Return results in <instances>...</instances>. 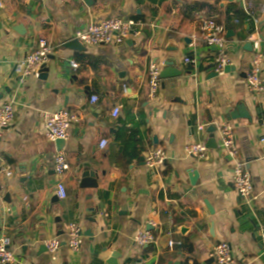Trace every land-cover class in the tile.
Wrapping results in <instances>:
<instances>
[{
	"label": "crops",
	"instance_id": "obj_1",
	"mask_svg": "<svg viewBox=\"0 0 264 264\" xmlns=\"http://www.w3.org/2000/svg\"><path fill=\"white\" fill-rule=\"evenodd\" d=\"M2 2L0 103L12 102L16 115L0 138V234L10 236L17 264H109L112 258L114 264H217L210 254L220 242L230 244L241 264H264V92L252 96L246 83L253 43L260 41L264 52V0ZM192 3L208 7L189 11ZM210 16L225 27L224 54L231 66L217 76V51L200 39V19ZM115 17L138 23L124 44L66 47L91 23ZM39 39L54 50L44 65L46 78L20 81L15 66ZM185 57L197 66L184 64ZM72 60L78 68L71 67ZM170 61L180 76L160 78L159 91L150 97V64L161 74ZM239 105L251 120L228 121L226 114ZM62 109L80 120L58 151L45 137L44 116ZM222 123L233 128L252 177L253 200L234 190L232 161L217 130V149L207 148L201 159L185 152L192 143L212 144L207 129ZM199 125H206L204 132ZM102 140H107L103 148ZM158 147L167 160L156 173L144 156ZM58 152L70 164L63 177L65 199L56 188ZM83 161L96 170L97 188L81 187ZM190 170L197 173L195 185ZM70 223L85 236L79 252L67 246ZM150 227L156 241L136 245V232ZM52 238L62 242L55 259L45 247ZM170 239L182 244L171 251Z\"/></svg>",
	"mask_w": 264,
	"mask_h": 264
},
{
	"label": "built area",
	"instance_id": "obj_2",
	"mask_svg": "<svg viewBox=\"0 0 264 264\" xmlns=\"http://www.w3.org/2000/svg\"><path fill=\"white\" fill-rule=\"evenodd\" d=\"M3 2L0 0V8ZM248 20L253 21L255 25L258 20L254 14L245 7ZM238 23L239 21L236 20ZM138 23L132 19L109 18L99 22H93L82 31L75 34L77 39L84 46L124 44L135 32ZM200 39L210 48L217 51L215 59V71L224 72L226 66L230 64L228 57L224 54L226 43L225 27L214 17H203L200 19ZM53 48L46 39H39L36 48H34L21 62L17 63L14 72L17 78L22 81L28 77H40L42 68L47 63ZM264 52L260 41L253 43V56L251 68L246 76V83L249 93L252 96H259L264 92V83L262 79ZM184 64L197 66L194 58L185 57ZM72 68H78L79 63L75 60L70 61ZM149 87L150 97H154L159 91L160 68L155 64L149 66ZM98 100L96 96L92 97V103ZM120 107H115L112 111L113 117H117ZM15 107L12 102L0 103V138L4 131L15 124ZM79 116L71 110L62 109L54 113H47L44 116V133L48 141L68 140L70 136L71 125L79 122ZM206 125H199L198 131L204 132ZM221 139L220 147L232 161V185L236 193L248 200H253L254 185L250 173L246 170L244 162L239 157V149L236 143L233 128L226 123L216 127ZM264 145V137L260 140ZM100 147L107 145V140H102ZM185 152L188 156L201 159L207 153V147L204 143H192L186 146ZM167 157L162 148H155L147 151L144 156L145 165L148 169L158 173L159 169L166 163ZM70 170V164L62 152H58L54 160V173L57 178V194L60 199L67 197V191L63 177ZM8 176L12 173L8 172ZM83 231L76 223H70L67 227V246L73 252L81 250L83 240ZM156 236L152 231L139 230L133 237V241L138 246H146L156 241ZM180 241L170 239L168 249L173 251L176 246L181 245ZM12 240L8 234H0V264H17V257L13 252ZM62 242L58 238H52L45 242L48 255L52 259L56 258ZM261 246L264 251V230L261 233ZM210 256L217 264H241L234 255L230 244L220 242L214 246Z\"/></svg>",
	"mask_w": 264,
	"mask_h": 264
},
{
	"label": "water",
	"instance_id": "obj_3",
	"mask_svg": "<svg viewBox=\"0 0 264 264\" xmlns=\"http://www.w3.org/2000/svg\"><path fill=\"white\" fill-rule=\"evenodd\" d=\"M84 1L88 2V0H84ZM133 34H134V32H132V35ZM247 46L249 49L252 50V43H248ZM66 47L69 49H72V50H79V51L84 50L83 45L77 39H73V40L69 41L66 44ZM230 69H231V66L228 65L225 67L224 72H227ZM46 72H47V69L45 67H43L40 77L46 78V74H45ZM180 74H181V72L178 71L177 69H175L174 63L170 61V62L165 63V67L162 70V73L160 74V78H167L170 76H180ZM215 74H216L215 76L218 75L217 72H215ZM226 118L228 121H232V120H235L237 118H247V119L251 120V116L246 111H243L242 105H239L237 107L236 111H233V112L226 114ZM211 122L212 121H210V123ZM207 131L209 133H211V139H212V141H211L212 144H210L207 148L215 150L218 148L216 141L213 138L214 133L216 131V127L214 125H209ZM54 144L56 145L57 150L61 151L64 144H66V143L64 140H57V141H55ZM81 165H82L81 187L82 188H86V187L97 188L98 187V181H97L98 174H97L96 170L93 169V165H92L91 161H83V163H81ZM196 177H197V173L194 170H190L189 178H190V182L192 185H195ZM148 230L152 231L153 228L150 227V228H148ZM108 263L114 264V258L110 259L108 261ZM177 264H181V263H177Z\"/></svg>",
	"mask_w": 264,
	"mask_h": 264
},
{
	"label": "trees",
	"instance_id": "obj_4",
	"mask_svg": "<svg viewBox=\"0 0 264 264\" xmlns=\"http://www.w3.org/2000/svg\"><path fill=\"white\" fill-rule=\"evenodd\" d=\"M208 6H206L205 4L202 3H192L188 6V10L189 11H194V10H201L203 8H206ZM238 13V12H237Z\"/></svg>",
	"mask_w": 264,
	"mask_h": 264
}]
</instances>
